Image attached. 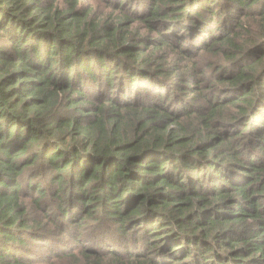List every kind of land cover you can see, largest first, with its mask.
<instances>
[{
	"label": "trees",
	"instance_id": "obj_1",
	"mask_svg": "<svg viewBox=\"0 0 264 264\" xmlns=\"http://www.w3.org/2000/svg\"><path fill=\"white\" fill-rule=\"evenodd\" d=\"M89 1L0 0V264H264V0Z\"/></svg>",
	"mask_w": 264,
	"mask_h": 264
},
{
	"label": "rangeland",
	"instance_id": "obj_2",
	"mask_svg": "<svg viewBox=\"0 0 264 264\" xmlns=\"http://www.w3.org/2000/svg\"><path fill=\"white\" fill-rule=\"evenodd\" d=\"M89 2H90L89 0H83L82 3L87 4V3H89ZM94 6H96V5H94ZM93 9H99V8H93ZM69 227H72V226L70 225ZM70 238H71V237H70ZM57 239H63V238H61L60 236H57ZM71 239H72V238H71Z\"/></svg>",
	"mask_w": 264,
	"mask_h": 264
}]
</instances>
